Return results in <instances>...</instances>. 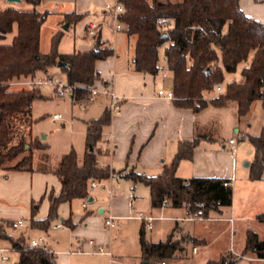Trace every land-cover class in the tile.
<instances>
[{
	"label": "trees",
	"instance_id": "obj_1",
	"mask_svg": "<svg viewBox=\"0 0 264 264\" xmlns=\"http://www.w3.org/2000/svg\"><path fill=\"white\" fill-rule=\"evenodd\" d=\"M26 1L34 5L43 2ZM120 1L125 10L119 19L134 39V70L158 75L160 64L165 63L172 75L176 105L194 110L209 103L218 107L235 106L239 117L250 111L255 100H261L264 108V21L246 13L240 0ZM49 14L50 10H40L36 6L31 9L12 5L0 8V168L32 170L36 149L47 147V143L37 138L26 149L25 132L20 133L18 128L20 123L28 122L30 129L33 101L44 94L37 85L14 88L12 84L28 78L37 80L39 76L50 78L58 69L74 86L71 97L79 101L101 80L97 61L115 53L114 47L98 33L92 48L62 53L59 50L65 32L62 29L53 34L50 49L42 51L41 28ZM83 16L84 12L72 10L66 13V20L72 24ZM164 31L167 35H163ZM60 60L65 64L58 66ZM242 61L247 64L241 70V77L227 81L224 90L208 98L206 93L215 85L218 88V83L225 80L226 72L236 71ZM111 112L108 106L101 116L87 121V148L83 155L75 148L62 155L55 169L62 188L57 194H49L50 208L45 218H35L33 213L32 226L49 228L52 220L59 216L62 202L74 198L89 200L92 180L100 181L115 173L109 165L99 163L95 149L103 136L104 126L111 120ZM16 134L20 138L17 143H12ZM249 137L255 148L254 159L248 165L249 177L260 179L264 177V127L259 134H249ZM202 138L203 135L197 133L192 138L180 140L172 162L165 164L157 174L135 170L118 172L148 184L154 206H162L167 198L170 205L187 207L190 215L195 217L223 213L233 200L230 178L204 175L185 178L177 173L180 161L193 158ZM21 152L25 154L18 158ZM258 217L264 220V212ZM2 221L0 229L6 230L2 237L19 251L15 264H61L57 254L47 245L31 246L24 233L12 235L7 227H15L14 220ZM185 240L197 243L199 238L187 234L183 240L173 230L165 239L150 240L144 224L141 226L142 256L149 262L184 256ZM243 256L264 258V238L252 228L247 230L241 254L228 249L210 257L205 264H237Z\"/></svg>",
	"mask_w": 264,
	"mask_h": 264
},
{
	"label": "crops",
	"instance_id": "obj_2",
	"mask_svg": "<svg viewBox=\"0 0 264 264\" xmlns=\"http://www.w3.org/2000/svg\"><path fill=\"white\" fill-rule=\"evenodd\" d=\"M50 1L65 5L59 11L45 8V10H50V14L56 12L60 14L58 17V23H60L57 28L58 30L66 22H69L66 20V13L69 11L77 10L84 12V16H86L91 13V7L95 8L93 12L103 9L104 18L106 19L99 22L98 34H101L102 39L107 40L109 44L113 45V42L108 37H104V26L108 16L111 15L109 11L113 7L107 8V0H43L42 3L46 4ZM240 4L246 13L264 21V0H240ZM91 18L88 19L87 28ZM94 19L96 20L95 17L92 20ZM69 28H64V30H68ZM120 30L125 31L124 27ZM97 35L94 36L93 46L95 45ZM127 37L129 40L133 39L129 34H127ZM132 45L134 47L132 61L126 67L119 69V71L117 70L118 63H120L118 62L119 53L116 55V50L114 55L97 61V68L101 75L100 81H104L108 89L115 91L125 98L122 111L118 113L111 112V120L104 126L103 136L95 145L99 163L109 165L115 170V173L108 178L98 181L105 184L100 189H98V184L91 189V200L74 198L72 201L62 202L59 206V216L52 220L49 228L34 227L31 224L32 229L41 231L40 234L45 235L44 243L57 254V259L61 264H80L78 263L80 262L79 260L86 259V255L92 254H107L112 257L113 252L111 250L110 253L95 252L96 245L89 242L90 239H95L97 243H102L105 246L111 245L114 242L113 227L116 224L109 226L105 222L110 215H114L116 217L115 220L136 217L146 224L142 218L137 216L139 210L135 211V215L132 214L138 196L133 193L131 181H134L136 186L139 180L136 181L132 178L124 177L118 172L119 170H135L140 173L157 174L162 171L165 164L172 162L180 140L192 138L197 133H200L203 135V138L195 149L193 158L182 159L178 165L177 173L185 178L193 175L228 177L233 187L234 179L238 172V159L236 156H232L236 154V150L233 149L236 141L235 143L229 142L232 136H229L226 140L225 136L217 138V136L211 135L210 124L213 118H211V115L204 113L205 109L210 106L217 108L233 107V113L237 115L236 107H218L209 103L199 110H194L190 107L176 105L173 98L159 95V88L168 89L172 87V75L164 77L161 73L154 75L134 70V39ZM50 47L48 49H41L42 51H48ZM59 50L62 53H68L74 50L85 49L74 47L71 50H65L62 49L59 43ZM38 78L43 77L39 76ZM98 95L89 101L87 103L88 106L86 105L85 107L89 111V115L83 118L86 123V140L87 121L101 116L109 106V94L103 93V95ZM236 130H241V128L237 127ZM228 145L232 148L231 153L225 151ZM42 149L44 148H39L35 151L34 169L32 170H7L0 168V225L3 223V219L16 220L24 218L25 222L31 221L34 212L35 218H45L48 215L50 208L49 194L51 192L57 194L62 188L61 179L55 172V169L63 154L52 160L50 153ZM85 150H82L79 154L83 155ZM116 175L119 178H116ZM106 193H109L108 199L110 203L108 208L104 205ZM78 200L81 201L84 211L79 207V202H76ZM150 203V211L145 212L156 216L150 228L154 227L155 220H163L165 223L168 221L167 225L162 224V227H160V232L162 230L165 234L164 237H147L150 240L165 239L171 231L175 230L177 237H180L181 233L190 234V236L199 238L201 245L205 246L209 243L208 238L202 233H196L194 225L188 224V222L196 219H232V212L228 210L232 204L223 213L212 212L210 217L204 218L190 215L187 207H176L170 204L160 207L154 206L151 196ZM34 208L36 211H33ZM163 208H183L186 215L163 213L161 211ZM58 220L61 221V226H55ZM141 226L138 233L140 248ZM207 227L212 229L209 223ZM50 229L52 232H50ZM43 231L47 233L45 234ZM21 233L25 234L24 231ZM61 233L68 235V239L65 240L68 246L71 245L70 250L61 248ZM3 239L8 240L0 236V240ZM28 240L30 239L28 238ZM185 243L188 247L193 244L192 241H186ZM78 248H82L83 250L79 251ZM7 249V247H0V264L7 261V259H2V255L5 254L4 252ZM199 249L197 245H194L193 249H191L192 252L191 250H186L188 253L183 257L172 259V264H175V262L176 264H194L195 256L200 253ZM10 250L17 253L18 260L19 251L11 247V242ZM75 255L81 257L78 259ZM136 256H138V259L126 264H137L143 260L142 248L140 254ZM250 257L264 261V258ZM165 261L167 264H170L167 260ZM160 262L161 260L157 264H160ZM110 264L124 263L122 262V258L112 257L110 258ZM147 264H149V261Z\"/></svg>",
	"mask_w": 264,
	"mask_h": 264
},
{
	"label": "rangeland",
	"instance_id": "obj_3",
	"mask_svg": "<svg viewBox=\"0 0 264 264\" xmlns=\"http://www.w3.org/2000/svg\"><path fill=\"white\" fill-rule=\"evenodd\" d=\"M116 1L117 0H107V8L114 6ZM9 5L22 9H30L36 6L40 10L49 8L55 9L56 11H59L65 6L62 3L56 4V2L52 1L47 2L46 4L40 3L34 5L26 0H0V8H4ZM94 9L95 8L91 7V13L84 16L76 23H72L71 27L68 30H65V34L60 40L62 49L71 50L74 47L77 49H89L93 47L95 35H91L87 31L86 25L88 23V19L92 17V20L93 17H95L98 22L106 19L104 18L103 9H98V11L93 12ZM59 16L60 14H58V12L51 13L42 25V49H48L51 46L52 36L56 31H58L57 28L60 24L58 23ZM115 24V17L112 15L108 16L104 26V37H108L113 42L116 50L115 54L117 55L119 53L118 62L120 63H118L117 68L119 71V69L126 67L128 63L132 61L134 47L132 45L133 39H128V33L126 31L116 30L114 28ZM61 29L64 30L63 27H61ZM163 51L164 45L161 46V55H163ZM246 64L247 61H242L239 63L236 71L226 72L225 80L218 83L221 85V88H217L215 85L213 90L206 93L208 98L213 97L219 93L220 90H224L226 88L227 81L231 79H239L241 77V70ZM53 77H59L65 80L64 74L58 69H55ZM39 79H43L40 85L37 82H27L30 78L17 80L12 84V87L14 88L37 85L41 88V91L44 94V97L35 98L33 101L31 115L32 123L30 126L31 130L29 129L28 122L22 124L20 123L18 127L20 133L25 132V141L27 142L25 144L26 149L29 148L30 143L37 141V138H39L42 142L47 143V147H44L42 150L48 151L52 160H55L72 148H75L78 153H81V151L85 150L87 146L85 132L86 123L83 118L89 115V111H87L85 108L86 106H84L81 101L74 100L69 94L59 95L57 93L58 88L55 80H50L48 77ZM99 82L100 80L96 83ZM99 95H103V93H100ZM233 110V107L217 108L210 106L204 111L205 114L211 115V118H213V121L210 124L211 135L217 136V138L225 136L226 140L229 136L235 138L236 143L233 145V149L236 150V154L232 156H236L238 159V172L233 183V203L228 209L230 210L229 212H232V219H196L188 222V224L190 223L194 225L196 233L204 234L208 238L209 242L205 246L201 245V241L193 243L192 245H189V247L186 245L185 252L183 253L184 255L188 253L187 251L193 249L195 244H197L200 248V253L195 256L194 264H205L209 257L217 256L222 251L228 249H231L234 254H241L247 230L249 228L256 230L259 235L264 238V221H260L261 219L258 217L260 213L264 212V177L260 179H251L249 177V166L245 164L246 161H252L254 159L255 148L249 134H259L264 127V108L261 100H255L250 111L242 117L235 115ZM55 113H60L61 118H53V114ZM237 127H240L241 130H236ZM19 138L20 135L16 134L12 143H17ZM225 151H229L231 153L232 148L230 145H228L227 150ZM24 154L25 152H21L18 158L22 157ZM115 177L119 178L117 175ZM131 182L133 193L138 196L137 203L135 209L132 211V214L135 215L136 210L150 211V186L143 181H138L136 186L134 181ZM104 184V182H98V189L102 188ZM108 197L109 193H106L104 201L106 208L109 207L110 203ZM76 202H79V207L84 211L81 201L78 200ZM161 211L171 215H186L185 209L183 208H163ZM58 222L61 221L58 220ZM162 222L163 220H155L154 227L151 229L147 228L146 224L141 219L136 217L116 220V225L113 227L115 236L114 242L111 245H106L105 249L113 252V258H122V262L124 264L132 263L138 259V256L136 255L141 252L138 238L139 227L144 224L147 237H164L165 234L162 230L160 232V227H162V224L167 225L168 221L166 223ZM208 223L212 226V229L207 227ZM7 230L14 236H18L22 231H24L27 239L38 237L40 235L45 236L44 234H40L41 231L32 229L30 220L26 221L25 224L21 226H8ZM50 232H52L51 229ZM5 233L6 230L1 227V236H5ZM43 233L46 234L47 232L43 231ZM185 236H187L185 233H181L180 235L183 240L185 239ZM65 239H68V235L61 233V248L70 250L71 245L68 246ZM0 247H7L8 249L4 253L9 256L7 261L1 264H14L17 260V253L10 250V242L5 239L0 240ZM75 256H77L78 259L81 257L79 255ZM112 257L107 254L86 255V259L79 260L80 262L78 263L110 264V258ZM179 257L183 256H177L176 258ZM176 258L165 259L172 264L171 260ZM157 262H159V259L152 260L149 264H157ZM237 264H264V261L256 260L250 256H243Z\"/></svg>",
	"mask_w": 264,
	"mask_h": 264
},
{
	"label": "built area",
	"instance_id": "obj_4",
	"mask_svg": "<svg viewBox=\"0 0 264 264\" xmlns=\"http://www.w3.org/2000/svg\"><path fill=\"white\" fill-rule=\"evenodd\" d=\"M124 10H125V7H124L123 3L120 0H117L115 5L109 11L110 14L112 16H114L115 19H116V24H115V29L116 30H120L123 27V23L119 19V15L122 12H124ZM99 24L100 23L97 20H95V19L91 20L89 22V25H88V28H87L88 33L91 34V35H96L98 33V30H99ZM109 45L113 46L112 44H109ZM159 73H161L164 77H167V76H169L171 74L170 70L168 69V67H167V65L165 63H161L160 64ZM48 79L55 80V82L57 84V88H58L57 89V93L59 95H66V94L72 95L74 86L72 84H69L66 79L64 80L62 78L53 77V76L48 78ZM42 80L43 79L29 80L27 82H30V83L37 82L40 85ZM218 88H221V85H218ZM100 93L109 94V96H110L109 107H110L112 112L118 113V112L122 111L123 105H124V101H125L124 96L116 93L113 90L108 89L107 88V84L104 81H100L99 83H96L95 85L91 86L90 87V94L87 97L80 99L79 101H81V103L84 106H86L89 101L94 99V97L97 96ZM158 94L161 95V96H165L167 98H174V96H175L174 90H173L172 87L168 88V89H165L163 87L159 88L158 89ZM60 117H61L60 113L53 114V118H55V119L56 118H60ZM235 141L236 140L233 137H231L229 139L230 143H235ZM233 152H235V151L233 150ZM225 183L228 184L229 182H225ZM97 184H98L97 180H95V179L92 180L90 188L91 189L94 188ZM167 205H169V200L167 198H165L163 200V202H162V206H167ZM137 216L142 218L146 222V226L148 228L152 227V221L156 217L155 215L150 214V213H146L143 210L138 211ZM115 219H116V217L114 215H110L106 219L105 222L109 226H114L116 224V220ZM24 222H25L24 218H18L16 220H14L13 224H14L15 227H17V226H20V225L24 224ZM61 225H62V223L58 222L55 226H61ZM44 241H45L44 236L40 235L38 237H32L29 240V244L31 246H42V245H46L44 243ZM89 242L96 245V249H94L95 252H108V253H110V251H107L105 249V245L104 244L97 243L95 239H90ZM2 249H5V248H2ZM78 250L82 251L83 249L82 248H78ZM8 258H9V256L7 254H3L2 255V259H8ZM160 264H167V263H166L165 260H162L160 262Z\"/></svg>",
	"mask_w": 264,
	"mask_h": 264
},
{
	"label": "water",
	"instance_id": "obj_5",
	"mask_svg": "<svg viewBox=\"0 0 264 264\" xmlns=\"http://www.w3.org/2000/svg\"><path fill=\"white\" fill-rule=\"evenodd\" d=\"M15 1V0H14ZM16 1H20V0H16ZM69 25H70V23L69 22H66L64 25H63V27L64 28H69ZM163 35H167V32H163ZM65 64V62H63L62 60H60L59 62H58V66H62V65H64ZM93 148V146L91 145V149ZM245 164L248 166L249 165V161H246L245 162ZM92 199V196L89 198V200H91ZM102 209V208H101ZM148 263V259H143V260H141L140 262H138L137 264H147Z\"/></svg>",
	"mask_w": 264,
	"mask_h": 264
}]
</instances>
